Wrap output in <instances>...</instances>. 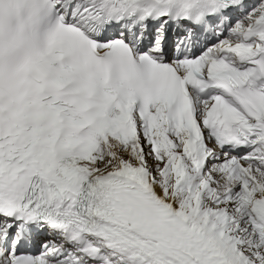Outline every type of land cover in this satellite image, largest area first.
<instances>
[{
  "label": "snow or ice",
  "instance_id": "6c2138e0",
  "mask_svg": "<svg viewBox=\"0 0 264 264\" xmlns=\"http://www.w3.org/2000/svg\"><path fill=\"white\" fill-rule=\"evenodd\" d=\"M0 264H264V0H0Z\"/></svg>",
  "mask_w": 264,
  "mask_h": 264
}]
</instances>
